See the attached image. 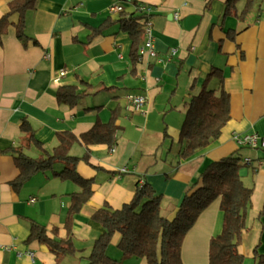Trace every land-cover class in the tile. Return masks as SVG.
I'll use <instances>...</instances> for the list:
<instances>
[{
    "label": "crops",
    "instance_id": "crops-1",
    "mask_svg": "<svg viewBox=\"0 0 264 264\" xmlns=\"http://www.w3.org/2000/svg\"><path fill=\"white\" fill-rule=\"evenodd\" d=\"M9 1L0 0V16L7 12ZM133 1L36 0L25 14V38L16 36L17 13L9 15L0 40V264H88L90 249L102 232L101 225L91 219L95 209L120 207L143 180L160 194L161 214L172 217L192 184L199 185L202 170L235 150L242 159H251L239 170L244 184L252 186L247 226L238 246L242 264H255L254 250L264 254V149L241 146L233 138L234 133L264 136V2L258 14L254 9L241 19L237 14L224 15L225 0H136L151 6L156 55L140 54L132 70L127 32L115 22L99 34L90 31L106 19L118 18L119 12L110 10L114 3L131 12ZM242 2L236 3L238 9ZM233 30L237 33L231 39ZM64 66L71 69L54 81ZM213 67L223 70L230 118L216 139L180 158L185 102L200 90ZM63 84L75 85L85 95L74 105L59 102L55 91ZM214 84L215 79H210L209 85ZM129 92L146 96L141 111L126 108ZM115 107L121 113L113 146L89 145L88 161L77 165L83 176L94 178L92 195L72 223L77 251L56 262L45 244L28 238L29 226L35 221L47 229L57 227L58 235L65 236L67 194L79 187L47 171L36 172L15 190L10 181L18 169L9 148L21 142L23 117L31 121L36 139L51 152L58 131L79 135L96 121L106 123ZM85 149L78 141L69 152L82 156ZM26 151L31 156L40 153L34 146ZM60 166L54 165L56 170ZM222 219L217 197L184 235L183 264H209V239L220 232ZM118 239L114 233L106 249L109 256L120 264H148L145 257H123L116 246ZM25 251L32 252V259Z\"/></svg>",
    "mask_w": 264,
    "mask_h": 264
},
{
    "label": "trees",
    "instance_id": "trees-1",
    "mask_svg": "<svg viewBox=\"0 0 264 264\" xmlns=\"http://www.w3.org/2000/svg\"><path fill=\"white\" fill-rule=\"evenodd\" d=\"M225 0L224 15L237 14L245 19L252 10L257 14L262 9L264 0ZM36 0H10L8 10L0 16V40L9 24L8 17L17 13L15 26L16 36L25 38V14L34 8ZM135 8L126 12L123 8L114 21L106 19L102 25L92 28L90 33H101L110 23L115 22L118 28L127 32L131 39L129 58L133 65L138 61V48L142 43L143 23L145 14L142 5L149 4L133 1ZM249 22L242 28H246ZM236 30L229 32L234 39ZM223 70L213 67L205 76L200 90L191 94L185 102L183 121L179 132L181 148L180 158H186L211 140L216 139L222 127L230 118V95L223 87ZM215 79L214 85H209L210 79ZM110 89L111 87H106ZM59 102L74 105L84 92L78 91L72 84L60 85L55 91ZM121 110L115 107L106 123L96 121L93 126L76 135L71 131H58L56 144L51 152L36 139L35 128L31 121L23 117L19 122L20 144L10 147L18 173L10 181L17 190L36 172L52 171L61 180L69 179L79 187L77 191L68 193V206L64 216L66 235H58L57 227L47 229L45 225L31 221L29 239H37L45 244L59 262L65 255L74 254L77 249L72 241V223L82 206L93 192V177L83 176L77 169L80 161H88L89 145H104L112 147L119 128L117 119ZM82 142L86 149L82 156L70 154L69 149L74 142ZM34 146L40 150L39 155L31 156L26 149ZM264 149V148H262ZM56 163L61 166L56 170ZM244 165L241 153L235 150L217 160L211 161L198 175L199 185L194 182L185 193L172 217H166L160 212L161 196L153 187L145 183H137L131 199L118 208L104 205L95 209L91 219L99 223L102 232L95 239L88 254V264H120L119 261L106 253L114 233L119 234L116 243L123 257H145L148 264H183L181 259V244L184 235L194 224L200 213L217 197L220 199V209L223 213L222 227L219 233L209 239V264H242L244 256L238 246L242 239V231L247 226V214L250 208L252 186L244 184L239 170ZM264 207V206H263ZM255 264H264V254L254 250Z\"/></svg>",
    "mask_w": 264,
    "mask_h": 264
},
{
    "label": "built area",
    "instance_id": "built-area-1",
    "mask_svg": "<svg viewBox=\"0 0 264 264\" xmlns=\"http://www.w3.org/2000/svg\"><path fill=\"white\" fill-rule=\"evenodd\" d=\"M122 9V5L120 3H114L110 10L112 12H120ZM141 11L144 12L145 18L143 23V35L144 40L141 43V45L138 48V54L147 53L150 56L156 55V50L153 43L152 38V32H151V16H152V9L147 5H142L140 7ZM178 13H174V17H177ZM174 52V51H173ZM49 54H45V57H48ZM71 69V67L64 66L57 70L56 74L54 75L53 80L59 81L61 77L65 76L68 71ZM126 100V108L129 111L137 112L141 111L145 102H146V96L143 93H132L129 92L125 95ZM233 138L236 139V141L241 145L253 149H262L264 148V136L259 135L257 132H251V133H244L242 135H238L236 133L233 134ZM244 163H250L251 159L249 157L243 158ZM122 170H125L124 168ZM143 180H140L139 183H142ZM31 200H34V198H31ZM25 253L31 257L32 259V252L31 251H25ZM21 252H18V255H20Z\"/></svg>",
    "mask_w": 264,
    "mask_h": 264
}]
</instances>
